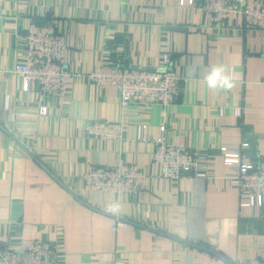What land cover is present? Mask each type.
Segmentation results:
<instances>
[{"label": "crops", "instance_id": "1", "mask_svg": "<svg viewBox=\"0 0 264 264\" xmlns=\"http://www.w3.org/2000/svg\"><path fill=\"white\" fill-rule=\"evenodd\" d=\"M32 22L66 35L62 93L36 80L26 90L12 71ZM162 53L181 77L175 103L129 105L122 140L88 134L91 119L122 112L117 89L89 73L113 64L155 69ZM194 62L201 66L190 76ZM217 64L235 80L228 92L203 82ZM263 77L264 30L246 29L239 12L218 24L189 0H0V247L43 238L55 264H264V206L243 205L221 150L248 142L244 162L264 154ZM161 125L207 176L161 175L153 160ZM120 159L144 171L140 190L85 186L88 167ZM118 218L129 226L112 229Z\"/></svg>", "mask_w": 264, "mask_h": 264}, {"label": "built area", "instance_id": "2", "mask_svg": "<svg viewBox=\"0 0 264 264\" xmlns=\"http://www.w3.org/2000/svg\"><path fill=\"white\" fill-rule=\"evenodd\" d=\"M185 0H180L183 4ZM202 11L211 23L220 24L231 12H239L246 29L264 30V0H189ZM25 58L17 61L12 71L23 80V88L29 89L33 80L43 89L62 93L67 89L69 72L63 66L67 50L66 35L52 23L32 22L25 43ZM161 66L155 69L131 68L125 65H105L91 71L89 77L99 86L117 89L122 108L118 120L91 119L86 132L95 137L122 140L131 119L126 112L129 105L175 103L181 89V77L176 72L169 53H162ZM264 83V77L262 79ZM45 112L43 108L41 110ZM240 114V109L236 110ZM145 127V125H143ZM165 126H160L153 160L161 168V175L178 178L186 175L207 176L195 152L180 144H172L164 137ZM221 147L227 176L236 180L239 193L246 198L243 205L264 206V154L251 162H244L243 148ZM144 171L136 164L120 159L114 166L91 165L82 172L88 188L133 193L144 185ZM129 221L118 218L112 229L129 226ZM58 255L53 243L43 238H26L19 249L0 247V264H55Z\"/></svg>", "mask_w": 264, "mask_h": 264}, {"label": "clouds", "instance_id": "3", "mask_svg": "<svg viewBox=\"0 0 264 264\" xmlns=\"http://www.w3.org/2000/svg\"><path fill=\"white\" fill-rule=\"evenodd\" d=\"M202 59V58H201ZM201 65L194 62L192 68L189 69L188 75L193 76L196 74L197 69ZM203 82L209 90L217 92H228L235 86V80L230 73L229 69L223 64L209 66L203 74ZM119 204H112L111 211L119 212Z\"/></svg>", "mask_w": 264, "mask_h": 264}]
</instances>
